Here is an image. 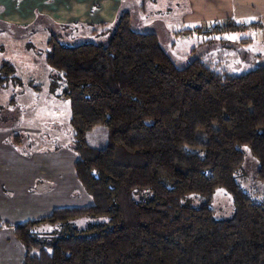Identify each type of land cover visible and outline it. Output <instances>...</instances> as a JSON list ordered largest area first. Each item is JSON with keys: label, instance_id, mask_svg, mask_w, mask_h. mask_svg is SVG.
Instances as JSON below:
<instances>
[{"label": "trees", "instance_id": "16d2710c", "mask_svg": "<svg viewBox=\"0 0 264 264\" xmlns=\"http://www.w3.org/2000/svg\"><path fill=\"white\" fill-rule=\"evenodd\" d=\"M260 24L228 19L210 32ZM107 33L106 42L48 39L76 176L93 203L0 221L23 246L22 264H264V198L240 181L251 154L264 182V63L232 73L202 55L180 62L129 12ZM15 73L4 61L0 85L21 84ZM100 127L109 141L94 146L87 136ZM220 188L228 218L212 205Z\"/></svg>", "mask_w": 264, "mask_h": 264}, {"label": "crops", "instance_id": "0c3cea01", "mask_svg": "<svg viewBox=\"0 0 264 264\" xmlns=\"http://www.w3.org/2000/svg\"><path fill=\"white\" fill-rule=\"evenodd\" d=\"M36 1L0 0V8L7 7L6 13H0V20L23 23L32 21L37 17V14H41L49 16L55 22L71 21L103 30L111 28L126 8L128 9L126 12L131 14L132 24L135 28L155 32L165 49L171 54L177 55L193 50L190 45L191 26L192 23L198 24L200 21L197 18L192 19L190 15L186 17L184 13L178 15L168 12L165 14L160 8H156L161 0H62L57 3L59 5L57 9L47 6L46 3L51 0H44V3H41L39 7H35ZM188 1L190 8L194 7L195 10H200L203 7L209 11L210 19L227 18L228 20L233 19V13L241 15L238 13V7L235 6L237 4L233 5L230 0L227 1L228 5L222 0ZM180 2L182 1L174 0L170 7L179 5ZM33 6L34 9H32ZM248 14L242 16L248 17ZM244 22L241 24H246L249 21ZM199 31L200 29L197 30V32ZM3 32L8 31L3 30ZM164 32L168 35L167 43L162 40ZM235 32L237 31L221 30L209 34L216 33L217 36ZM224 38L219 40L210 38L208 41H212L216 47L219 45V41L226 40L228 35ZM248 42L250 41L248 40ZM203 52L204 49H202ZM213 53L216 54V51ZM196 56L198 55L196 54ZM218 56L219 58L223 57L218 58L222 63L227 55L223 51H219ZM216 63L219 64V62ZM214 65L218 67L216 64ZM20 79L21 84L11 83L7 87H3V90L9 92V95L0 94V100L3 99L4 104H9V107L14 108V110L10 108L7 112H0V221L21 223L47 216L57 208L91 205L92 197L76 176L75 162L78 155L73 148V142L70 140L71 143L68 146L45 145L47 141H51L52 137L57 135L55 132L60 126L59 123L54 121L47 123L45 120L55 118V114L59 118V115L65 112V109L63 112L60 111L63 108H61V102L66 100L61 96L62 90L60 92L56 88L51 91L50 88L49 95L51 97L46 98L51 101L55 100L53 107L58 109H54V112L50 108L41 112H32L33 109H28L29 104L27 103H29V97L35 95V91L40 89V85ZM52 81L53 78L50 79V87H52ZM6 118L11 123L2 124L1 120ZM33 119H41L45 126L51 129L50 133L43 134L38 128L30 127ZM65 122L70 124V114ZM70 135L71 133H69ZM23 256L24 248L15 237L13 228L0 227V264H22Z\"/></svg>", "mask_w": 264, "mask_h": 264}, {"label": "rangeland", "instance_id": "374dc122", "mask_svg": "<svg viewBox=\"0 0 264 264\" xmlns=\"http://www.w3.org/2000/svg\"><path fill=\"white\" fill-rule=\"evenodd\" d=\"M60 1L62 0H51L45 3L49 8L57 9L59 7L57 3ZM173 1L174 0H161L158 6L156 5V8H160L165 14L168 12L178 15L184 13L186 17L190 15L192 19L197 18L198 21L200 20L198 24L192 23L191 26L192 37L190 45L193 50L178 53V55L173 54L180 62H186L196 56V54L198 56L202 55L221 69L223 68L222 70L232 73L247 71L257 65L258 62L264 63V0H230L233 2V5L237 4L235 6L238 7V13L241 14L237 15V13H233L232 17L236 22L245 23L244 21L248 20L249 22L255 21L261 24L258 28H248L235 33H227L228 38L226 40H220L219 45L216 47L213 45V42L208 41V39H225L224 37H227V35L226 33L217 36L216 33L209 34L210 29L216 25H223L227 18L210 19L211 16L209 11L203 7H201L200 10H195L194 7L190 8L188 0H181L182 2H180L179 5L170 7ZM222 1L228 5V0ZM36 2L37 4L35 7H39L41 3H44V0H37ZM35 7L33 6L32 9ZM127 10L128 9L125 8L121 15ZM6 11L7 7L4 6L0 8L1 14L4 12L6 13ZM245 14H248V17L242 16ZM35 19L23 23L0 20V66L4 61L12 62L16 66L15 74L18 77L25 81H32L40 85V89L35 91V95L29 97V103H27L29 104L28 109H33L32 112H41L42 110L50 108L54 112V109H58L53 107L55 100L51 101L46 98L51 97L49 95L50 88L51 91L57 88V90L61 92L63 85H61V82H57L50 87V79L52 78L51 76L55 74V71L49 66L45 58V53L48 49V39L54 34L62 42L76 45L84 42H106L109 34L107 33L105 36L101 35L98 33V31L101 30L98 27L93 28L92 26L71 21L55 22L49 16L41 14H37ZM199 29L202 33H199L200 31L197 32ZM3 30H7L8 32H3ZM164 33L162 35L163 38L162 36L161 38L163 42L166 41L167 43L168 35L166 32ZM240 40L247 42L243 43ZM248 40L250 42H248ZM174 41L177 40L174 39ZM168 49L170 48L168 47ZM202 49H204L203 53ZM214 51H216V54L213 53ZM219 51H223L227 55L222 63L219 61L220 58H223L222 56L219 58ZM239 54H241V56H238ZM246 57L247 59H245ZM216 62H219L220 65ZM0 94L9 95V92L4 91L3 87L0 86ZM2 100H0V112H7L11 107H9V104H4ZM61 103V108H63L60 111L63 112L65 109V112L59 115V118H57L58 115L55 114V118L45 120L47 123L54 121L60 125L55 132L57 135L52 137L51 141H47L45 144L46 146L58 144L61 146H68V144L71 143L70 140L73 142V129L68 122H65V119H67L70 114L69 102L65 100ZM17 105L21 108L19 103H17ZM11 109L14 110V108ZM7 120V118L1 120V123H11L10 120ZM30 127L38 128L43 134L50 133L51 131L49 127L45 126L41 119H33L30 123ZM69 133H71L70 136ZM32 135L34 134L32 133ZM87 138L90 144L94 146H103L109 141V131L104 127H100L89 132ZM245 173V175L242 174L240 176L242 185L248 191L255 192V197L262 200L264 198V182L258 180L257 162L251 154L246 156ZM212 205L215 208L217 218H228L233 214L231 196L222 188L217 190Z\"/></svg>", "mask_w": 264, "mask_h": 264}]
</instances>
